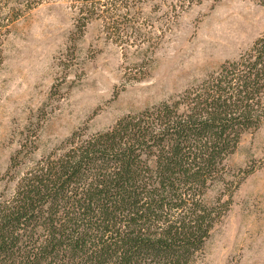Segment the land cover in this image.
<instances>
[{
    "label": "trees",
    "instance_id": "trees-1",
    "mask_svg": "<svg viewBox=\"0 0 264 264\" xmlns=\"http://www.w3.org/2000/svg\"><path fill=\"white\" fill-rule=\"evenodd\" d=\"M75 1L76 28L98 20L116 44L151 46L150 0ZM263 122L264 34L182 92L34 160L0 192V264H200L240 185L229 159Z\"/></svg>",
    "mask_w": 264,
    "mask_h": 264
},
{
    "label": "rangeland",
    "instance_id": "rangeland-1",
    "mask_svg": "<svg viewBox=\"0 0 264 264\" xmlns=\"http://www.w3.org/2000/svg\"><path fill=\"white\" fill-rule=\"evenodd\" d=\"M144 12L153 40L139 50L98 20L76 28L75 0H0V192L74 131L182 92L264 34L262 0H150ZM229 162L240 185L200 264H264V122Z\"/></svg>",
    "mask_w": 264,
    "mask_h": 264
}]
</instances>
